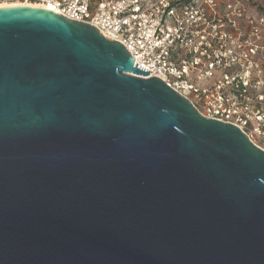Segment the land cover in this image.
Here are the masks:
<instances>
[{"label":"water","instance_id":"obj_1","mask_svg":"<svg viewBox=\"0 0 264 264\" xmlns=\"http://www.w3.org/2000/svg\"><path fill=\"white\" fill-rule=\"evenodd\" d=\"M140 67L0 7V264H264V150Z\"/></svg>","mask_w":264,"mask_h":264},{"label":"built area","instance_id":"obj_2","mask_svg":"<svg viewBox=\"0 0 264 264\" xmlns=\"http://www.w3.org/2000/svg\"><path fill=\"white\" fill-rule=\"evenodd\" d=\"M50 9L120 42L204 117L264 150L262 0H0Z\"/></svg>","mask_w":264,"mask_h":264},{"label":"crops","instance_id":"obj_3","mask_svg":"<svg viewBox=\"0 0 264 264\" xmlns=\"http://www.w3.org/2000/svg\"><path fill=\"white\" fill-rule=\"evenodd\" d=\"M262 5H263V7H264V0H262Z\"/></svg>","mask_w":264,"mask_h":264}]
</instances>
